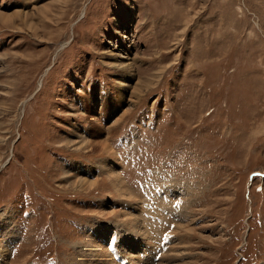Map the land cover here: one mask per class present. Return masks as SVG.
Wrapping results in <instances>:
<instances>
[{"label": "rangeland", "instance_id": "1", "mask_svg": "<svg viewBox=\"0 0 264 264\" xmlns=\"http://www.w3.org/2000/svg\"><path fill=\"white\" fill-rule=\"evenodd\" d=\"M119 56L159 73L123 102ZM92 246L264 264V0H0V264H109Z\"/></svg>", "mask_w": 264, "mask_h": 264}, {"label": "bare ground", "instance_id": "2", "mask_svg": "<svg viewBox=\"0 0 264 264\" xmlns=\"http://www.w3.org/2000/svg\"><path fill=\"white\" fill-rule=\"evenodd\" d=\"M112 59L114 58H117L116 56L112 55L111 56ZM134 58H126V56L122 57V56H119V59H118V62L116 63H112L111 64L113 65L114 68H117L118 69V77L116 78L117 79V82L119 83V87L121 89V92H120V96H121V99H122V102L123 100L125 99V96H126V93H128V91H130V96L132 95H136L138 94L140 91H142V87L144 86H147L149 84H152V82L157 79L159 77V73L157 72L156 74L152 75L151 77H149L148 79H145V80H135L136 78H134L135 76V69H134ZM135 80V82H134ZM132 82V83H131ZM154 83V82H153ZM99 94V93H98ZM124 98V99H123ZM96 104V106H90V109L93 111V113H96L97 114V117L100 116L99 114L103 111L104 112V105L105 104H108V105H116L115 101L113 103V101L109 102V103H106V100L104 102L101 101H94ZM101 106V107H100ZM115 106H112L110 108V111L113 112V108ZM100 108V109H99ZM103 120V119H102ZM117 122V120L115 121ZM100 123V122H99ZM92 125L93 127H96L97 130L98 128H100L98 126V124H96V121L95 123L92 122ZM97 125V126H96ZM107 129V132L110 130L109 127H106ZM94 130V129H93ZM79 132H77L75 134V138L73 140H67L65 142V144L67 145H70V146H74L75 149H79L80 147H82L83 145L87 146V142L89 141L87 138H83L84 136H82L80 130H78ZM100 132V131H99ZM84 135V134H83ZM86 137V136H85ZM105 141H101L100 143L103 144V146L105 145L104 143ZM90 144V143H89ZM102 167L104 168V172L108 175H114V169H112L111 167H114L113 164H111V166H108L106 164L102 165ZM82 173V174H81ZM81 174V176H79ZM83 172L81 170H76V173H74V176H68L66 177V181L69 183V185H71L72 187L74 188H78L79 190H84V189H88V188H92L94 186V181L93 179H90L88 180V178H86V175L83 176ZM77 176H79L77 178ZM83 176V177H82ZM76 177V178H75ZM82 177V178H80ZM111 177V176H109ZM116 177V176H115ZM128 219V218H127ZM127 219H125L126 221H124V223L126 224H129L130 222L133 221H128ZM130 219V220H131ZM133 225V226H131ZM130 227H136L137 225H134V223H130L129 224ZM139 230H138V227H136V234L138 233L139 234ZM129 236L126 235V238H128ZM92 239V238H91ZM98 239V238H97ZM102 239V238H101ZM160 241V240H159ZM158 241V242H159ZM93 242V241H92ZM99 244V243H98ZM93 247V246H92ZM107 250V249H106ZM106 250L103 249V248H100L98 249L96 246L93 247L92 251H91V254H88V260H91V261H95V262H106V263H109V264H112L111 260L109 259L108 261V258H107V253H106ZM134 250V248H133ZM89 251V250H88ZM140 251V250H139ZM143 252L142 250L140 251V253ZM130 255V254H129ZM132 256V255H130ZM138 256V255H137ZM155 256V255H154ZM135 257V256H134ZM83 258V257H82ZM143 258V260H142ZM86 258H83V263ZM112 259V258H111ZM124 259V258H123ZM126 259V258H125ZM136 259H138L136 257ZM141 260H139V262L141 261L143 264L144 260H145V257H141L139 258ZM137 261V260H136ZM82 262V261H80ZM133 263V261H131ZM131 263V264H132ZM138 263V261H137ZM87 264V263H86ZM96 264V263H94Z\"/></svg>", "mask_w": 264, "mask_h": 264}, {"label": "crops", "instance_id": "3", "mask_svg": "<svg viewBox=\"0 0 264 264\" xmlns=\"http://www.w3.org/2000/svg\"><path fill=\"white\" fill-rule=\"evenodd\" d=\"M108 248H110V247H108Z\"/></svg>", "mask_w": 264, "mask_h": 264}]
</instances>
